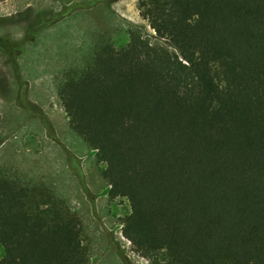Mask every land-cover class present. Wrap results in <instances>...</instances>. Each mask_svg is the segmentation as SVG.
I'll list each match as a JSON object with an SVG mask.
<instances>
[{
	"label": "trees",
	"instance_id": "trees-1",
	"mask_svg": "<svg viewBox=\"0 0 264 264\" xmlns=\"http://www.w3.org/2000/svg\"><path fill=\"white\" fill-rule=\"evenodd\" d=\"M137 9L170 49L129 32L58 89L130 206L122 236L153 264H264V0ZM81 232L48 188L0 176V264H88Z\"/></svg>",
	"mask_w": 264,
	"mask_h": 264
},
{
	"label": "rangeland",
	"instance_id": "rangeland-1",
	"mask_svg": "<svg viewBox=\"0 0 264 264\" xmlns=\"http://www.w3.org/2000/svg\"><path fill=\"white\" fill-rule=\"evenodd\" d=\"M139 1L0 2V176L48 188L77 214L88 264H153L122 236L130 206L124 198L110 197L104 164L69 129L58 99L64 80L80 73L100 44L123 49L134 31L170 49L139 16ZM10 43L22 47L15 62L5 52ZM14 64L31 106L18 95ZM3 254L0 247V258Z\"/></svg>",
	"mask_w": 264,
	"mask_h": 264
},
{
	"label": "flooded vegetation",
	"instance_id": "flooded-vegetation-1",
	"mask_svg": "<svg viewBox=\"0 0 264 264\" xmlns=\"http://www.w3.org/2000/svg\"><path fill=\"white\" fill-rule=\"evenodd\" d=\"M6 43V42H5ZM12 47H11V51L10 50H6L5 52L10 56V61H12V62H14L15 60H16V58L17 57H19V53L20 52H22V47H20V46H17V45H15V44H12L11 45ZM14 46H16V48H18V50L16 49V50H14L15 49V47ZM13 50V51H12ZM15 52H17V54H14ZM13 58H15V59H13ZM14 70H16L15 69V65H14ZM19 71V70H18ZM16 72V71H15ZM18 76H17V79H18V81H19V86H20V88H21V90L19 89V96H20V98L21 99H23L25 102H26V104L27 105H29V106H31L30 105V103L29 102H27V95H26V85L21 81V78H20V76H19V73L17 74ZM20 102V101H19ZM18 106H19V103H18ZM39 113V112H38ZM36 117H41L40 115H42L41 113H39V114H37V112H36Z\"/></svg>",
	"mask_w": 264,
	"mask_h": 264
}]
</instances>
